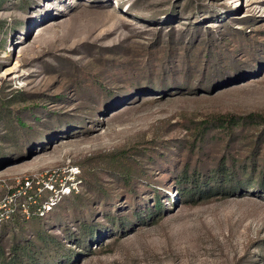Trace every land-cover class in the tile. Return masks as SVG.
Segmentation results:
<instances>
[{
    "label": "rangeland",
    "instance_id": "obj_1",
    "mask_svg": "<svg viewBox=\"0 0 264 264\" xmlns=\"http://www.w3.org/2000/svg\"><path fill=\"white\" fill-rule=\"evenodd\" d=\"M0 214V264H264V0H0Z\"/></svg>",
    "mask_w": 264,
    "mask_h": 264
},
{
    "label": "built area",
    "instance_id": "obj_2",
    "mask_svg": "<svg viewBox=\"0 0 264 264\" xmlns=\"http://www.w3.org/2000/svg\"><path fill=\"white\" fill-rule=\"evenodd\" d=\"M29 184V183H28ZM52 190H54V187H52ZM53 204H52V201L51 200H47V201H45L44 202V204L41 206V209H43V211L44 210H47V209H51V206H52ZM42 210H41V212H43ZM2 221V217H1V214H0V222Z\"/></svg>",
    "mask_w": 264,
    "mask_h": 264
},
{
    "label": "trees",
    "instance_id": "obj_3",
    "mask_svg": "<svg viewBox=\"0 0 264 264\" xmlns=\"http://www.w3.org/2000/svg\"><path fill=\"white\" fill-rule=\"evenodd\" d=\"M29 198H30V196H29Z\"/></svg>",
    "mask_w": 264,
    "mask_h": 264
}]
</instances>
